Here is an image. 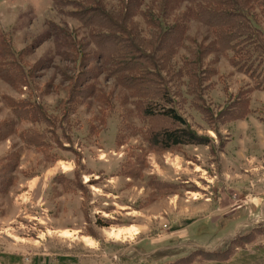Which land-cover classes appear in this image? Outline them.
<instances>
[{
    "label": "rangeland",
    "instance_id": "rangeland-1",
    "mask_svg": "<svg viewBox=\"0 0 264 264\" xmlns=\"http://www.w3.org/2000/svg\"><path fill=\"white\" fill-rule=\"evenodd\" d=\"M72 1L0 0V126L14 128L0 132V264H57L65 255L75 264H264V91L229 52L206 56L189 89L178 74L189 56L176 49L170 74H159L171 102L156 109L174 108L209 143L151 146V133L181 126L145 118L124 88L91 71L96 51L84 46L101 30L70 17L80 11ZM128 1L99 0L110 14ZM140 1L146 11L150 0ZM132 23L129 33L149 37L140 14ZM187 27L198 44L210 36ZM69 35L90 63L61 47ZM71 78L84 81L85 94ZM5 99L21 106L20 118ZM31 106L48 124L28 120ZM31 135L45 148L28 145Z\"/></svg>",
    "mask_w": 264,
    "mask_h": 264
},
{
    "label": "trees",
    "instance_id": "trees-1",
    "mask_svg": "<svg viewBox=\"0 0 264 264\" xmlns=\"http://www.w3.org/2000/svg\"><path fill=\"white\" fill-rule=\"evenodd\" d=\"M148 3L146 11L138 12L144 2L140 1L138 4L134 3V0L128 1L127 7L123 5V10L110 14L101 7L99 0H73L69 4L80 11L69 16L85 28L101 30L90 34L84 46L87 48V45H92L96 51L93 59L96 60L98 67L91 69L94 74L105 73L106 78H111L116 85L124 88L128 92L127 97L137 101L139 111L145 118H164L181 126L151 133V146H158L164 150L187 145L206 146L209 143L208 139L200 138L191 132L174 108H163L161 111L158 110L160 107L156 109V104L171 102L170 99H165L167 93L160 83L162 79L159 74L166 71L170 74L172 67L169 68L168 65L176 56L175 50L186 49L189 60L182 61L181 65L184 68L180 69L178 74L188 79V88L191 89L201 80V73L205 74L202 65L206 56L229 52L230 64L235 70L250 80L253 90L264 91V0H150ZM134 4H137V10ZM138 14L144 23L152 28L147 33L149 37L143 38L139 34L129 33L134 29L132 21ZM166 21L172 22L171 26L165 24ZM190 22L204 27L210 36L200 44L196 42V38H189L186 31ZM156 30L158 36L154 33ZM55 31L56 29L51 33L54 37L60 39V36H64L57 31L54 34ZM65 41L67 43H62V48H72L76 54L78 50L80 58L92 60V57L88 58V54L82 53L84 47L81 41L76 44L70 35ZM193 47L194 50L191 49ZM71 55L73 54L70 53ZM88 63L90 61L80 64L85 66ZM23 74L22 71H18L15 77H21L23 79L21 86H27ZM86 74L88 73H82L81 76ZM96 76L91 75L85 81L94 82ZM68 81L72 83L73 80L71 78ZM83 83L84 81L80 79L72 83L73 86L75 84L79 86L78 94H85ZM83 86L85 88L87 83ZM93 86L95 87V83ZM5 102L13 114L20 118L21 106L10 99H5ZM25 114L30 117L28 120L32 123L48 124L43 109L39 107L31 106ZM1 131L8 132L3 138L10 136L14 132L13 124L5 122L0 126ZM29 138L31 141L27 142L28 145L45 148L42 138L36 135ZM12 155L8 156L10 161L16 157ZM10 260L12 263L19 261L17 257H10ZM35 260L37 262V259Z\"/></svg>",
    "mask_w": 264,
    "mask_h": 264
},
{
    "label": "crops",
    "instance_id": "crops-1",
    "mask_svg": "<svg viewBox=\"0 0 264 264\" xmlns=\"http://www.w3.org/2000/svg\"><path fill=\"white\" fill-rule=\"evenodd\" d=\"M44 261H47L49 264V259H45ZM57 264H75V259H71V257L65 255L57 259Z\"/></svg>",
    "mask_w": 264,
    "mask_h": 264
}]
</instances>
